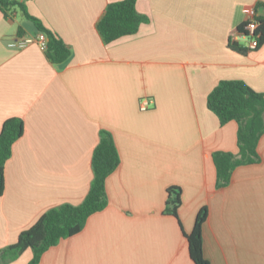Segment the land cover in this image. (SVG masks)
Wrapping results in <instances>:
<instances>
[{
  "label": "crops",
  "instance_id": "obj_1",
  "mask_svg": "<svg viewBox=\"0 0 264 264\" xmlns=\"http://www.w3.org/2000/svg\"><path fill=\"white\" fill-rule=\"evenodd\" d=\"M19 1L70 55L52 63L36 45L8 48L38 31L21 12L11 20L0 12V128L13 117L24 127L4 166L0 250L47 210L84 200L106 131L119 156L106 207L38 264H194L185 234L203 207L209 264H264V134L260 161L235 168L218 189L212 155L237 154V124L221 126L206 105L220 81L264 94V42L249 49L238 33L249 8L264 16V0H137L147 21L109 44L96 24L121 0ZM234 36L245 54L229 48ZM142 98L151 101L145 111ZM170 187L181 190L179 221L163 213ZM31 258L27 249L6 264Z\"/></svg>",
  "mask_w": 264,
  "mask_h": 264
},
{
  "label": "trees",
  "instance_id": "obj_2",
  "mask_svg": "<svg viewBox=\"0 0 264 264\" xmlns=\"http://www.w3.org/2000/svg\"><path fill=\"white\" fill-rule=\"evenodd\" d=\"M137 0H121L106 6L96 24L97 31L105 44L135 34L147 19L140 15L135 4ZM257 35L259 45L264 42V16L259 15ZM31 21L38 32L45 34L47 46L43 51L52 63H62L70 55L68 47L41 22L26 13L24 3L19 0H0V12L11 20L16 12ZM245 34L244 25L238 29ZM229 48L245 54L246 49L236 41H230ZM207 109L218 119L221 126L234 121L237 124V154L215 152L212 155L216 170V188L226 187L233 170L242 165L258 163L259 139L264 134V94L257 93L244 82L238 80L220 81L209 93ZM23 122L19 118L6 119L0 128V197L4 191V166L11 156L12 145L23 134ZM119 166V156L109 132L102 131L91 160L93 179L87 195L78 205L63 204L44 212L28 229L22 231L17 241L0 250V264L15 260L25 250L30 249L32 258L28 264H38L42 255L59 241L78 234L86 220L102 211L107 205L105 182ZM181 205V190L178 187L167 189L163 213L175 217ZM207 208H201L194 219L190 233L185 234L189 257L194 264H209L203 255L202 228L207 219Z\"/></svg>",
  "mask_w": 264,
  "mask_h": 264
},
{
  "label": "built area",
  "instance_id": "obj_3",
  "mask_svg": "<svg viewBox=\"0 0 264 264\" xmlns=\"http://www.w3.org/2000/svg\"><path fill=\"white\" fill-rule=\"evenodd\" d=\"M257 12L256 6H253L247 11V18L244 24V30L246 31V35L242 36L248 41L249 49H256L259 46L257 28L258 22L256 20ZM236 37L232 38V41H235ZM36 45L42 51L46 49L47 46V38L44 33L37 32L35 35H23L18 36L11 39L7 43V47L13 50H22L27 48L28 46ZM151 101L149 98H142L139 102V107L141 111H145L149 108Z\"/></svg>",
  "mask_w": 264,
  "mask_h": 264
}]
</instances>
